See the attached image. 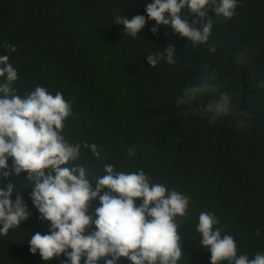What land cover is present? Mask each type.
<instances>
[{"label":"trees","instance_id":"16d2710c","mask_svg":"<svg viewBox=\"0 0 264 264\" xmlns=\"http://www.w3.org/2000/svg\"><path fill=\"white\" fill-rule=\"evenodd\" d=\"M151 2L0 0V52L8 51L4 42L17 48L10 63L18 71L14 87L19 95L23 96L20 90L26 94L39 85L53 95L61 92L72 103L73 114L65 121L63 135L82 145L78 162L89 168L93 180L104 174V164L111 163L126 173L143 169L152 183L190 198L187 215L177 217L185 255L178 264H211V253L200 245L195 226L201 211L215 214L222 235H232L238 255L251 259L264 253V88L259 87L264 81V0H238L234 17L216 30L226 22L241 30L227 29L232 33L228 39L219 34L209 39L215 53L208 44L194 46L170 27L161 25L153 33L156 22L146 12ZM138 14L146 17V25L135 38L124 33V25L113 24L117 16L131 19ZM181 15L198 19L187 8ZM207 16L217 17L211 9ZM169 45L175 46L179 64L161 60L152 68L146 56ZM241 51L245 58L238 63ZM29 53L36 56L35 63L29 61ZM192 67L214 72L217 95L228 92L235 109L252 113L251 118H243L245 127L237 124L236 115L215 122L208 115L196 118L192 109L208 97L177 105L184 87L205 74H193ZM175 74L177 79L172 78ZM85 142L95 143L102 158L84 148ZM129 148H135L134 156L128 155ZM8 164L11 168V158ZM26 176V172L8 178L0 175L4 185L9 181L16 185L12 200L21 195L30 212L20 227L0 235V264H61L66 259L63 254L44 261L39 250L30 252L31 235L48 233L50 222L40 219L30 197L33 185L24 184ZM104 191L108 189L101 194ZM135 202L138 206L141 200ZM99 203L97 197L89 207L93 219ZM94 228L93 224L85 234ZM117 264L132 262L121 257Z\"/></svg>","mask_w":264,"mask_h":264},{"label":"clouds","instance_id":"9594fccd","mask_svg":"<svg viewBox=\"0 0 264 264\" xmlns=\"http://www.w3.org/2000/svg\"><path fill=\"white\" fill-rule=\"evenodd\" d=\"M240 7L243 5L240 4ZM238 0H152L146 5L147 18L156 24L151 31L156 33L159 26L170 27L174 33L188 38L194 46L208 44L212 34L213 19L207 16L211 9L215 16L231 19L236 14ZM188 11L198 19L190 20L181 15ZM113 24L124 25V33L136 37L146 25L144 15L131 19L117 16ZM9 52L17 50L15 45L4 42ZM210 52H216L214 44H208ZM174 45L164 48L161 53L148 54L146 59L152 68L161 60L170 65L177 63ZM245 53H238L237 62L243 63ZM189 65H185L188 67ZM0 175L8 178L26 172L25 186L33 185L30 197L38 209L40 219L49 221L46 234L36 232L29 240L30 252L39 254L44 261L63 254L61 264H117L121 257L132 264H178L182 252L181 237L178 233L177 217H185L190 198L165 185L152 183L143 169L137 172L118 171L114 164L103 165L104 174L93 180L88 167L78 161L82 145L70 143L63 135L65 121L73 114L72 103L61 92L51 94L47 88L36 86L21 96L14 87L18 80L17 69L9 62L8 55H0ZM259 87L264 88V81ZM218 92L215 73L207 72L196 82L184 87L177 105H191L208 97L202 105V112L210 121L236 115L237 124L246 126L244 117L252 113L233 107V96ZM196 108L192 111L197 112ZM187 114V113H185ZM97 158H102L95 143L83 144ZM129 156L135 155V148H129ZM9 158L12 166L9 168ZM95 181V188H93ZM0 235H7L12 228L20 227L29 218L30 212L23 197L12 200L16 185L0 180ZM107 188L108 191L102 190ZM99 198L94 208L95 219L88 214L91 202ZM136 198L141 200L137 206ZM219 220L215 214L201 211L196 231L200 234V245L208 248L211 264H264V253L253 258L237 253L232 235L223 234L216 227ZM95 225L90 233L88 229ZM256 235L261 230L256 229ZM70 249V251H69ZM110 257V258H109Z\"/></svg>","mask_w":264,"mask_h":264},{"label":"bare ground","instance_id":"6f19581e","mask_svg":"<svg viewBox=\"0 0 264 264\" xmlns=\"http://www.w3.org/2000/svg\"><path fill=\"white\" fill-rule=\"evenodd\" d=\"M234 17V16H233ZM212 19H213V29H212V34H211V36H210V40L215 36V35H217V34H219L220 35V38H229V36L230 35H232V33L231 32H227V29H236V30H241L240 29V27H238V26H235L233 23H231V22H226V24H225V26L223 27V28H221V27H219V30H216V26L218 25V24H220V23H222V22H224V18L223 17H220V16H217V17H212ZM119 26L120 27H122V25L121 24H119ZM106 29H108L109 31L111 30H113V29H111V28H106ZM154 36V35H153ZM205 50H206V48H205ZM207 51V50H206ZM0 55H8L9 56V62H12L13 60H14V56H13V54H12V52H9V51H1L0 52ZM28 59H29V61H31L32 63H35V61H36V56L34 55V54H32V53H29L28 54ZM179 64V62H177L176 64H174L175 66H177ZM205 68L206 67H192L191 68V71L193 72V74H200V72H203V71H205ZM207 69V68H206ZM208 70V69H207ZM178 74H175V75H172V78L173 79H177L178 78ZM182 79H179L178 81H177V83H175L174 85H176V84H178L180 81H181ZM20 93H22L23 95H25V93H24V90H20ZM243 96V95H242ZM243 100H246V101H249V102H252V103H255V104H257V105H259V103H257L255 100H251V99H248V98H246V97H244L243 96V98H242ZM206 103V99L204 100V101H202V103L200 104V106H199V109H201L200 111H197L196 112V114H195V116H196V118H200V117H206L207 115L206 114H204L203 112H202V105L203 104H205ZM260 107V106H259ZM200 127H202V129L204 128V125H199Z\"/></svg>","mask_w":264,"mask_h":264}]
</instances>
